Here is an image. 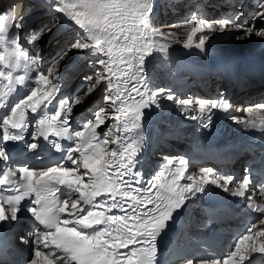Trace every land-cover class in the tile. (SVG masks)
<instances>
[{
  "label": "snow or ice",
  "instance_id": "1",
  "mask_svg": "<svg viewBox=\"0 0 264 264\" xmlns=\"http://www.w3.org/2000/svg\"><path fill=\"white\" fill-rule=\"evenodd\" d=\"M48 3L85 35L79 36L46 68L42 66L41 50L35 41L55 24L30 36L34 54L29 55L20 43L19 34L9 35L10 29L22 27L24 4L19 20L12 15L15 6L0 15V45L8 53L0 55L3 64L0 77L7 81L4 96L14 93L15 86L29 78L33 83L29 94L12 104L0 121L3 141L22 139L17 133L29 126L28 114L41 113L31 124L33 141L53 136L72 142L64 161L58 165L40 171L21 166L18 173L9 168L0 179V185L5 186L0 189V222L15 221L21 202L29 200V212L43 226L33 233L34 254L28 264H156L157 237L167 222L187 200L205 192L209 185L241 198L258 215L222 257L190 258L186 264H253V253L264 254V239H261L264 238V203L254 199L264 198V183L253 186L248 174L237 179L233 175L216 174L212 168L200 169L202 174L198 178L186 176L189 161L185 157H164L166 163L147 181L136 169L135 158L142 146L140 129L144 109L153 105L159 108L161 98L174 101L182 106V111L194 104L190 98L175 97L170 90H152L144 70L146 57L154 51L166 52L171 44L179 43L170 37L185 35L183 46L190 48L198 33L195 47L203 51L206 41L217 30L214 24L193 15L183 22L192 25L190 31L160 32L150 19L152 0H48ZM256 7L252 25L236 23L232 18H222L215 24L221 32L242 31L243 35L237 39L262 37L264 29H257L255 22L264 21V0H256ZM74 49L90 50L105 74L99 75L98 70L95 81L85 76L84 91L71 100L65 96L57 101L55 111L50 112L60 95V65ZM17 71H23V75H16ZM32 72L36 73L34 77L30 75ZM101 80L106 82L104 106L96 111L93 120L84 122L78 130H70L74 107L94 93ZM195 104L200 117L208 121L205 128L211 122L212 110L227 111L233 107L223 98L200 99ZM6 105L7 101L0 97V108ZM109 107L113 112L111 117L106 115ZM257 108L264 109V103ZM246 111L254 115L253 109ZM109 119L115 122V132ZM237 122L257 126L255 120L237 119ZM105 125V131H97ZM260 126L264 130V118L260 119ZM29 147L35 149L38 144L33 142ZM0 160L7 166L8 154L3 148H0ZM182 180L191 182L181 183ZM5 192L8 194L4 195Z\"/></svg>",
  "mask_w": 264,
  "mask_h": 264
},
{
  "label": "bare ground",
  "instance_id": "2",
  "mask_svg": "<svg viewBox=\"0 0 264 264\" xmlns=\"http://www.w3.org/2000/svg\"><path fill=\"white\" fill-rule=\"evenodd\" d=\"M11 0H9V1H7V2H4V0H0V11L2 10V7L4 6V5H6V4H8L9 2H10ZM27 0H20V1H15L13 4H12V7L13 6H15V12H16V14L19 12V10H21V3L22 2H26ZM252 1H254L255 2V4H252ZM251 2H250V9H249V11L250 10H255L257 7H256V0H252ZM186 2V1H185ZM187 4V3H186ZM187 6H188V9H190L192 6H190V5H188L187 4ZM207 6V5H206ZM218 6V4H215V6L214 7H217ZM39 9V8H38ZM210 9L208 8V10H206V12L207 13H210V11H209ZM214 11H215V8H214ZM248 11V12H249ZM29 12V11H28ZM184 12H186V11H184ZM252 12H254V11H252ZM248 15L249 16H247V17H250V13H248ZM186 14L185 13H182L181 14V19L182 20H176V21H172V23H168V24H166V26L165 25H163L162 26V28H159V31L160 32H175V30H177V29H174L176 26H180V25H182V24H184L183 22L185 21L184 19H186ZM252 16V15H251ZM246 17V18H247ZM39 20V22L40 23H38L37 22V20ZM31 20L33 19V21H32V23L34 24V25H36V27H37V30L39 29V31L41 30V32L43 31L44 32V28H45V26L47 25L46 23V20H45V18H44V16H42V14H36V15H34V16H32L31 18H30ZM249 19V18H248ZM214 20L215 19H211V20H208V21H210V23H212V22H214ZM251 21H253V19L251 18L250 19ZM152 21V20H151ZM36 22V23H35ZM173 23H177V24H173ZM252 23L253 22H248V20H246L245 19V21L244 20H241L240 22H239V24H247V25H252ZM152 24H154V21H152ZM255 25H256V28L257 29H264V26L263 27H260V24H257V23H255ZM215 27H216V31H214L211 35H210V38H209V40L208 41H206V45H205V49L203 50V51H201L200 49H198V48H196L195 47V44L196 43H198V37H199V35L200 34H198L197 35V37H195V38H193V43H192V46L190 47V48H192L193 49V51H192V53H190V52H188V51H183V50H180V48L181 49H187V48H185L183 45H184V43L186 42V40H187V37L185 38V39H183V41H181V42H179L177 45H175L174 47H172L171 48V51H173V55L175 56V58H176V62H177V64H176V66H175V68L176 69H180V70H183V71H185L186 72V74L188 75V76H190V74H191V69L193 68V67H198V68H204L205 70H206V72H207V75H208V77H209V83H210V88H212V87H214L215 86V83H216V81L218 80V78H219V76L221 75V71L219 70V72L220 73H217V69H219V68H221L219 65H215V64H212V66L210 65L209 66V64L208 63H210L209 62V59L207 58L215 49H217V47H221L222 48V43H223V40L226 38V37H231L232 36V39L233 38H235V37H238V36H242L243 35V33H242V31H237V30H234V29H230L229 31H226L225 33H224V31L223 32H221V31H219V27L218 26H216V25H214ZM191 27H192V25H186V26H180V28H182V29H191ZM58 27L56 26V23H55V27L54 28H52V30L51 31H56L57 33H58ZM164 30V31H163ZM33 31V30H32ZM57 33H55V35H58ZM33 34H34V31H33ZM45 35H46V33H44ZM9 35H11V34H9ZM30 35H31V33H30ZM20 36V43H21V45H22V47L28 52V54L29 55H32L33 53H30V48H32L33 47V44L31 43V41H26V40H24V38H22V34L21 35H19ZM60 37V36H59ZM71 36L68 34V35H66L65 37H62V38H67V39H69ZM77 37H79V36H77ZM231 38H230V40H232ZM252 39H255V40H252ZM241 43H243L244 41H246V43H250V42H252L253 43V45H252V49H254V47L253 46H256V45H259V44H262V45H264V36H262V37H257V36H255V35H252V36H250V37H248V38H246V40L245 39H240L239 40ZM36 43V42H35ZM37 44V43H36ZM39 45V44H38ZM237 45V43H233L231 46H236ZM249 45V44H248ZM64 46L62 45L60 48H58L57 50H61L62 48H63ZM65 47H66V45H65ZM40 49H41V46H40ZM257 49V48H256ZM0 50H2L3 51V46L2 45H0ZM56 50V51H57ZM226 51H228V50H226ZM52 52L54 53V51H53V49L52 50H49V54H47L48 56H47V61H49L50 60V56L52 55ZM260 52V51H259ZM250 53H252L251 51H250ZM256 53H258V52H256ZM0 55H2V54H0ZM7 55H8V53H7ZM247 56H249V58H255V57H259V58H264V53L263 54H247ZM156 57H158L157 56V54H156V51H154L151 55H149L148 57H146V60H145V62H144V70H145V74H146V77H147V82H148V85H149V87L153 90L155 87H156V85H157V80H156V77L155 76H153L154 75V72H155V67H156V63H155V60H156ZM255 60H258V59H255ZM45 63V62H44ZM211 63H214V61H212L211 60ZM44 68H45V66L44 65H42ZM62 63H61V65H60V73L62 72ZM94 67H98V65H96V66H94ZM72 66H70L69 67V69H68V67H67V69H66V72H64L65 73V79H66V81L68 82V83H74V85H71L70 86V92H75V93H77V94H75L74 93V95L76 96V95H78V94H80L81 92H83L84 91V87H85V85L86 84H84L85 82H84V77L83 78H78V72L77 71H73L72 70ZM0 69H3V64L2 63H0ZM74 69V68H73ZM98 70H99V75H104L105 74V70H104V68L102 67V66H100L99 68H97ZM97 70V71H98ZM31 77H34L35 75H36V73L35 72H32L31 74ZM97 75H98V73L96 74V73H94V72H91L90 71V73L87 75L88 77H91L92 78V81H95L96 79H97ZM50 79H52V77H49ZM204 80H200L199 81V83H197V84H195V86L198 88L201 84L202 85H206L207 84V77L206 78H203ZM164 80V79H163ZM163 80H159V81H163ZM29 81H30V85H29V89L31 90V88L33 87V83H32V79L31 78H29ZM104 80H101V82H100V85H99V87L97 88V93L99 94L100 93V91H101V89L102 88H105V86H106V82H104V83H102ZM165 81V80H164ZM222 82V81H221ZM101 83H102V85H101ZM82 86V87H81ZM81 88V90H78V89H80ZM157 88H164V89H167V90H170V86H166V83L165 84H163V85H160V86H157ZM156 88V89H157ZM79 91V92H78ZM81 91V92H80ZM257 92H258V94L261 92V90H259V89H257L256 90V92H255V94H257ZM172 94H174L173 92H171ZM98 94L96 95V96H93V99L92 100H90L91 98H92V95L93 94H91L89 97L87 96V97H85L84 98V101L80 104V105H77V106H75L74 107V110H73V112L77 115V116H81L82 118H84V119H88L89 117H88V115H87V109L89 110L90 108H92V107H94L95 105H96V102H97V97H98ZM27 96V95H26ZM102 96V95H101ZM160 100H163V98H161ZM167 100V99H166ZM239 102V101H238ZM257 102H260V101H257ZM233 107H234V102L231 104ZM238 105H239V103H238ZM110 108V107H109ZM108 113H110L109 112V110L108 109H106V115H108ZM108 117H111V115H109ZM108 123H110V124H112L113 125V128H112V131L113 132H115L114 131V129H115V127H114V125H115V122L113 121V120H108ZM107 126V125H106ZM107 129V128H106ZM31 222V220L30 219H25L23 222H22V228L21 229H24V227L28 224V223H30ZM23 236H28L29 235V233L28 232H26V231H23V234H22Z\"/></svg>",
  "mask_w": 264,
  "mask_h": 264
},
{
  "label": "rangeland",
  "instance_id": "3",
  "mask_svg": "<svg viewBox=\"0 0 264 264\" xmlns=\"http://www.w3.org/2000/svg\"><path fill=\"white\" fill-rule=\"evenodd\" d=\"M7 1H9V0H4V2H7ZM168 0H152V5H153V12H152V16H151V20L152 21H154V23L155 24H158V27L160 28L161 27V21L165 18L164 17V14H165V12H166V10H165V7H167L168 5ZM38 8H40V7H34L33 9H38ZM168 9V8H167ZM252 11H256V9L255 10H250L248 13H250V17H247L246 18V20H248V22H253V21H251L250 19L252 18L251 17V15L254 13V12H252ZM248 13H247V16H249L248 15ZM186 14V13H185ZM187 15V14H186ZM52 18L54 19V17L52 16ZM249 18V19H248ZM36 19V18H35ZM188 19H190V17H188V16H186V19H184L185 21L186 20H188ZM37 20V19H36ZM40 20V19H39ZM39 20H37V22L38 23H40L39 22ZM32 21H33V19L31 20L30 19V21H29V23H28V25H30L29 27H28V29L29 30H33L34 31V34H33V31L31 32V35L30 34H28V33H30V31H27L26 30V27L25 28H23L22 30H21V32H18L17 34H19V35H21L22 34V38H24V40H26V41H31L30 40V36H33V35H36L38 32H40L41 33V30L39 31V29L37 30V27H36V25H34L33 23H32ZM36 23V22H35ZM255 23H257V24H260V27H263L264 26V21H259V20H257ZM163 24H165V23H163ZM168 24V23H167ZM27 26V25H26ZM31 27H32V29H31ZM49 27V26H48ZM48 27H46L45 26V28H44V30L46 29V28H48ZM157 27V26H156ZM74 28V27H73ZM76 28V27H75ZM158 28V29H159ZM57 31V30H56ZM55 30L54 31H50V32H44V33H46V35L45 34H43L42 35V38L41 39H39V40H36L35 42L37 43V44H39V48H40V46H41V48H43V50L42 49H40L41 50V52H40V55H41V57H42V59L43 58H45L44 60H43V65L45 66V68L48 66V64H50L54 59H56L57 58V56L58 55H60L62 52H64L66 49H68L69 48V46L73 43V42H75V40L78 38L76 35H75V37H72V35L71 34H73V31H72V29H69L66 33H61L60 35H55V33H57ZM187 31H190L189 29L188 30H186V31H184V32H182V33H185V32H187ZM28 32V33H27ZM43 32V31H42ZM79 32V31H78ZM166 33H170V32H166ZM179 33V32H178ZM57 34H59V31H58V33ZM67 34H69L71 37L69 38V39H67V38H62V37H65ZM13 35H15V34H11L10 36H13ZM26 35H28V36H26ZM60 36V37H59ZM74 36V35H73ZM186 38V36L185 35H180V36H177V37H174V38H171L170 37V39H175V40H178L179 42H181V41H183V39H185ZM230 38L232 39V36L231 37H226L224 40H223V43L222 44H228L229 42H230V44L229 45H232L233 43H236V42H238V43H240V44H242L239 40L240 39H237V37H235V38H233L232 40H230ZM246 40V39H245ZM252 40H255V39H252ZM253 42V41H252ZM252 42H250V43H247V45L249 44L250 46H252L253 45V43ZM243 43H246V41H244ZM176 44H178V43H173L172 45L174 46V45H176ZM64 46L61 50H57L58 48H60L61 46ZM65 45H66V47H65ZM254 47V49H252L251 50V52L252 53H250V54H257L256 53V51L258 52V51H261V49H263L264 48V45H262V44H259V45H256V46H253ZM257 48V49H256ZM31 50H30V53H33V47L32 48H30ZM53 49V51H54V53L52 52V55L50 56L51 58H50V60L49 61H47V54H49L48 52H49V50H52ZM57 50V51H56ZM4 51V50H3ZM76 51H80V50H72L71 52H69V54H68V56H67V58L62 62V70L64 71V72H66V69H67V64L69 65V64H71L70 66H72L73 68H72V70L73 71H77L78 72V78H83V77H85V76H87L89 73H90V71L91 72H94V73H98V69L97 68H99L100 67V65H98V64H96V60H97V57L96 56H94V55H92L91 54V51H88V52H83V53H79L78 52V55H76ZM34 54V53H33ZM247 54H249V53H247ZM80 55V56H79ZM46 56V57H45ZM159 57V56H158ZM157 60H159V58H157ZM168 61H169V66H171V68L173 67V65H175V60H174V58H172V57H170V58H168L167 59ZM45 62V63H44ZM72 63H77V64H74V65H72ZM155 63H156V67H155V72H154V75L153 76H155L156 77V80L158 79V76L159 77H162V78H164L165 77V75H166V71H165V68H163V64H161V63H158L157 64V62H156V60H155ZM92 65L91 67L89 66V65ZM96 65H98V67H94V66H96ZM158 65L159 66H161V68L162 69H160L159 71H158V69H159V67H158ZM158 72H159V75H158ZM84 84H86L87 82L84 80ZM105 81H103L102 83H104ZM102 83H101V85H102ZM166 83V81H160L159 83H158V85L157 86H160V85H163V84H165ZM86 86V85H85ZM82 87V86H81ZM84 89H85V87H84ZM104 89L105 88H102L101 89V91H100V93L98 94L97 93V89L95 90V92L94 93H92L93 95H92V98L90 99V100H92L93 99V96H96L97 94H98V97H97V99H99V103L98 104H103V96H104V94H105V92H104ZM78 90H81V88L80 89H78ZM79 92V91H78ZM81 92V91H80ZM71 93H75V92H71ZM82 93V92H81ZM75 94H77V93H75ZM102 95V96H101ZM89 97V96H88Z\"/></svg>",
  "mask_w": 264,
  "mask_h": 264
}]
</instances>
